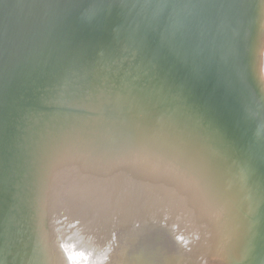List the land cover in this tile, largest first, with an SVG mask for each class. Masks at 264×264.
<instances>
[{
	"label": "water",
	"instance_id": "1",
	"mask_svg": "<svg viewBox=\"0 0 264 264\" xmlns=\"http://www.w3.org/2000/svg\"><path fill=\"white\" fill-rule=\"evenodd\" d=\"M4 1L28 24L32 46L31 62L21 50L19 62L12 60L13 67L29 63L26 76L33 73L35 80L32 94L27 82L14 91L11 88L18 82L14 76L12 85L4 88L10 89L8 98L0 102V264H264V109L250 102L237 50L238 42L244 50L249 36L244 34L247 13L237 12L219 52L210 49L223 30L213 32L207 54H200L192 71L205 74L204 85L196 77L184 80L181 70L171 63L183 67L180 59L169 62L154 45L148 47L150 42L140 56L122 38L128 36L105 28L103 18L120 0H45L41 4L49 5H41L37 14L46 16L44 20L52 18L44 24L39 21L38 26L34 18H41L33 14L28 0ZM121 1L125 11L130 3L134 9L138 3L143 22H151L155 0ZM164 1V18L172 21L174 15L170 27L178 41L177 28L185 12L194 9L195 0ZM236 19L239 39L235 48ZM36 38H42L37 52L40 63L33 56ZM206 40V35L201 36V44ZM106 53L104 70L128 74L138 83L135 91L159 100L154 107H166L165 114L158 111L166 116L164 120L159 115L155 119L145 116L144 108L133 101L117 105L113 99L116 107L110 111L113 103L106 92L104 102L94 101L95 89L85 76L88 66L103 69L99 59ZM127 55L130 60L124 58ZM163 64L180 75L168 74ZM37 65L40 70L35 69ZM105 77L104 84L109 80ZM188 81L202 95L189 90ZM14 94L18 98L10 104ZM168 105L174 106L171 111ZM112 112L115 116H110ZM184 112L207 122L211 131L228 142L216 144L222 155L200 148L199 137L193 136L196 132L188 135L181 130ZM117 134L128 145L141 150L151 147L161 156L169 152L162 149L174 146L161 139L171 137L184 145L176 146L200 154L206 164L234 165L239 176L226 177L220 189L207 190L206 198L193 196L175 187V174L139 168L132 158L122 157L117 152ZM189 142L191 147H187ZM97 155L107 160L94 162ZM197 177L205 184V176ZM245 181L251 194L245 192ZM199 202L212 210L200 207Z\"/></svg>",
	"mask_w": 264,
	"mask_h": 264
},
{
	"label": "bare ground",
	"instance_id": "2",
	"mask_svg": "<svg viewBox=\"0 0 264 264\" xmlns=\"http://www.w3.org/2000/svg\"><path fill=\"white\" fill-rule=\"evenodd\" d=\"M3 1L4 0L0 1V86H1L0 102L1 103L3 100L8 98V93H10V89H8L7 91V89L4 88L6 86L12 85L11 83L14 80V76H15V81L18 80L16 86L11 88V90L13 89L14 91L20 89L17 86L25 82H27V85L29 87L31 86L33 87V81L35 80L34 79L32 81V79L34 78L33 73L31 74L30 78L26 76V73L29 71L27 67L31 62L30 49H32V46L29 41V36H30L29 26L24 21H21V17H20L21 13L18 12L13 14L12 6L9 5V3L6 4V2ZM25 1L27 2V0ZM28 1L30 7L32 8L33 14L34 15L36 14L41 18L40 14H37V12L40 9V6L41 5L48 6L49 4H47L46 2L41 4L45 0H28ZM164 3H165L164 0H155L150 8L151 22L146 21L145 19L143 22L142 17L140 15V11L138 14V10H137L138 3L137 6L135 7L136 9L132 8V3H130L129 9L127 10L126 8L125 11V9L121 6V4H124V1L120 0L117 6L115 7L116 10L115 8H112L110 14H108L107 17L105 16L103 18L106 26L105 28L106 29L112 28L120 35L124 33L126 36H128L127 38L122 36L120 37L125 39L128 42V44L133 46L134 51H137V53L140 56H142L145 50L148 51L146 46L147 43L150 42L148 47L150 48L151 45H154L156 51L160 53L159 55L164 56L166 60H168L169 62H171L174 58L180 59L185 67L184 66L180 67L176 61H172L171 63L172 64L175 63L176 66L181 70V74L184 77V80L186 81L188 80L186 77H188L189 79L192 78L193 80L196 77L197 80H199L202 84L205 85L206 84L205 74H201L200 72L196 73L195 75L192 74V71L196 69L200 54L202 52H205V54H207L209 50L208 47L211 41L209 39L213 38L214 36L213 32L215 34L216 33L218 34L220 30H223V32H221V35H218L214 39V44H216L215 47H212L210 49V51L215 50L219 52L221 47V42L223 40V36L226 35L231 22L236 18L237 12L239 10H241L242 13L243 11L246 12L247 17L246 20L244 19L245 22L244 34L249 36L246 42V46L244 47V50L243 48L241 50L240 48L241 46L239 42H238L237 50L239 49L241 63L244 66L246 85H248V87L250 88L251 94L250 93L247 94L250 99V102L254 105L256 104L258 107L259 105H261V107L264 109V0H195L194 9L192 11L188 10L185 12L183 23L179 25V28H177V32L181 34V36H179L180 38L178 39V41L176 38V34L173 33L170 27L172 21L175 20L173 17L174 15L171 16L173 19L171 17H170L171 19L169 18L172 21H169L164 18L165 13L162 11L161 8L164 5ZM141 4L142 2L140 3V6ZM195 5L198 7H195ZM235 6L237 7L236 10H235ZM123 9L124 11H122ZM229 9H232V11L229 12ZM171 11H172L171 9H168L167 13L171 15ZM201 11L203 12L200 15ZM227 14H228V18L224 19L225 16L227 17ZM47 16H49V14ZM45 17L46 16H44L41 19H38L37 21L34 18V23L38 26L41 23L39 21L42 20L43 23L41 24H44V22H49L48 20L52 18L51 16L50 18L44 20ZM15 19H16V23L14 22ZM10 20H11V25H10ZM236 21L237 19L235 20L236 29L233 34V39L235 38V48L237 47L236 38L239 39L237 34L238 33L237 27L239 26V23H237ZM33 32H34V28H33ZM204 35H206L207 40L206 42L201 44L202 42L200 41L201 36L203 37ZM36 39H37L36 41H38V38ZM41 39L42 38H40L39 41H41ZM39 41L35 43V46H33L34 49L33 56L34 59H37L36 60L37 63H40L38 59L39 56L37 54V52L39 53V48H40ZM199 45L200 46L202 45L200 49H199ZM21 50L23 52V55L26 57L25 60L28 61V58L30 57L29 63L27 67L26 66L19 67V64L13 67L12 60L14 58V60L17 61V63L19 62L21 58ZM241 53H242V57H241ZM127 56H125L124 58L130 60L129 56L128 57ZM106 57H109V53H106L104 57L99 59L100 61L99 65L101 66V68H103L104 65L103 63L106 61L105 60ZM124 58L122 57L121 59ZM157 61L162 63V61L159 60L158 58ZM37 66L38 67L35 69L40 70L39 69L40 65ZM23 68H25V70L22 73H20L21 69ZM88 69H89L88 70L89 74L85 76L86 77L85 81L88 82L90 88L93 87L95 89L94 92L96 94V97L94 98L96 99L94 101L96 103L104 102L103 99L105 97V92H106V96H109L110 97L109 99H112V103H113V108L110 111L113 110L114 112V109L116 107L114 101L117 105L124 103L127 104L133 101L144 108L145 116H150L155 119V115H159L160 120L165 119L163 117L166 116L160 114L158 111L163 112L162 110L166 109V107H164L163 105L154 107L153 105L157 104L159 100L157 102L156 98L154 99L153 96L149 94L146 95L142 94L140 91H138L140 92L138 94V92L135 91L133 88L135 83L131 81L128 74L124 72H120L119 69H118L119 72L105 71L104 68L98 71L95 70L96 69L95 65L88 66ZM163 69L165 72H167L170 75H175V76L180 75L179 72L174 71L173 68H171L170 66H165L163 64ZM106 75L109 78V80L107 81L106 84H104L106 82L105 80ZM108 82L113 83V85H107ZM136 85H138V83L135 84V86ZM100 86H103V89L100 88ZM32 87L30 88V91ZM187 88L193 91L196 96L202 95V93L200 94L196 86L190 81L187 82ZM25 89L26 88H24V90ZM32 91L30 94H32ZM112 94L116 96H112ZM15 95L16 94L11 95L10 104L12 102H15L14 99L18 98L15 97ZM188 96L192 98L191 94H188L187 97ZM148 103H150V105H148ZM102 106L101 109H104V103ZM173 107L174 106L172 105H168L167 110L171 111ZM2 108L3 107L1 106L0 111ZM197 109L201 110L199 106H197ZM90 110L93 111L92 108ZM113 112L111 113L112 115L110 116H115ZM171 113L172 112H170V114ZM20 115L22 116L21 112ZM20 115L19 118H21ZM183 115L184 116L182 119H180V124H179L181 130L188 135L190 134L193 135L194 132H196V135L193 136L199 137L197 138L199 140V142L197 143H201V145L199 144L200 148L205 149V151L207 152L210 151L211 154L217 151L222 155V148L216 146V144H226V143L228 144V142L225 141L222 136H220V133L211 131V128L209 127L208 123L201 122L200 119H198L195 114L184 112ZM128 116H130V114ZM136 119L138 118L136 117ZM44 123L46 122H43V124ZM170 126L172 125L170 124ZM40 127H42L41 124H39V128ZM35 129L37 130L38 128ZM172 129L174 130L173 132L178 131L175 128ZM113 132L116 133L118 131L113 130ZM104 136L106 135H100V138H103ZM116 137L117 138L115 142L118 145L117 152H119L122 155V157L132 158L133 161L132 163L135 166H138L139 168L145 167L146 169H150V170H158V173H162V174L166 173L167 175L175 174L174 178L172 179L173 181H176L175 182L176 184H174L175 187L178 190L192 194L193 196L206 198L205 193H207L208 189H210V191H213L214 189H220L218 187H220V184H222V181L226 177L227 179H230L233 177V174L236 177L239 176V173L237 172L238 168L235 170L236 172H234L235 169V166L233 165L234 163L232 164L233 166H231V164L223 166V163L215 162L214 163L216 166L215 169L214 164H212V162H208L206 164L204 159L201 158L200 154H198L197 152L189 153L188 152L189 149H186V147L180 148L179 146H176L183 144L179 140L177 141L176 139L172 140L171 137H167V138L165 137L164 140L161 139L166 144L174 145L162 149L165 153L169 151L168 155H162V156L156 155L158 151H153L151 147H147L144 150H141L135 144L128 145L127 142H125L124 140H119V138L122 137H120L118 134ZM193 138L194 137H189L188 139L190 140ZM166 140H168V142ZM192 144L189 142V145L187 147H191ZM194 146L197 147L195 143ZM151 152H155V154ZM121 155L116 154L114 156L121 157ZM172 156H175V158H172ZM103 160H107V159H104V157H100L97 155L94 156L93 161L99 162ZM165 163L168 165H166ZM177 166H179V168H181L182 166L184 168V169L182 168L183 171L179 169ZM138 167H135L134 169ZM195 173L197 176L206 177L205 184L203 182H199L198 177L196 178ZM172 180L171 183L173 185ZM245 182H246L244 183L245 192L251 194L249 184H247V181ZM228 185L230 186L234 184L228 182ZM237 187L239 188V186ZM207 201L209 202V200ZM199 204L200 207L207 205L203 202H199ZM216 204L219 205V203L217 202ZM207 206H209V208L204 207L206 210H212V207H210V205Z\"/></svg>",
	"mask_w": 264,
	"mask_h": 264
}]
</instances>
